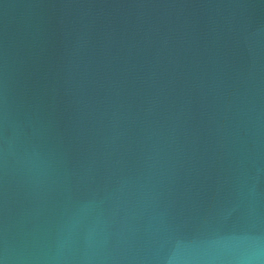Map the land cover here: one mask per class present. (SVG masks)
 Wrapping results in <instances>:
<instances>
[{
  "label": "water",
  "instance_id": "1",
  "mask_svg": "<svg viewBox=\"0 0 264 264\" xmlns=\"http://www.w3.org/2000/svg\"><path fill=\"white\" fill-rule=\"evenodd\" d=\"M0 264H264V0H0Z\"/></svg>",
  "mask_w": 264,
  "mask_h": 264
}]
</instances>
